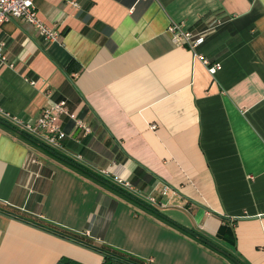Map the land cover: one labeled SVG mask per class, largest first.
<instances>
[{
    "label": "crops",
    "instance_id": "obj_1",
    "mask_svg": "<svg viewBox=\"0 0 264 264\" xmlns=\"http://www.w3.org/2000/svg\"><path fill=\"white\" fill-rule=\"evenodd\" d=\"M35 2L58 39L25 19L0 26V106L35 118L67 100L91 132L63 115L68 136L55 149L129 181L162 215L0 122V202L34 221L0 210V264H103L101 253L39 225L47 222L151 264H237L188 230L264 264V0ZM172 22L205 31L204 42L175 43ZM203 57L222 68L210 72ZM120 204L129 215L107 233ZM225 222L235 246L217 236Z\"/></svg>",
    "mask_w": 264,
    "mask_h": 264
},
{
    "label": "built area",
    "instance_id": "obj_2",
    "mask_svg": "<svg viewBox=\"0 0 264 264\" xmlns=\"http://www.w3.org/2000/svg\"><path fill=\"white\" fill-rule=\"evenodd\" d=\"M15 18L33 23L49 40L58 39L59 32L39 18L35 0H0V26ZM168 29L175 43L191 49L197 48L206 37L205 31L196 33L185 29L183 22H172ZM6 58V42L0 38V60L4 61ZM203 58L210 72L215 73L222 68L221 62H212L208 58ZM0 114L14 122L21 130L33 136L36 135L42 142L53 148L62 147L63 140L68 136L61 120L63 115L73 121L75 128L82 130L85 134L91 132V127L69 108L65 99L52 101L50 106L35 118H23L16 114H9L1 106ZM117 179L121 185L131 187L129 181Z\"/></svg>",
    "mask_w": 264,
    "mask_h": 264
},
{
    "label": "trees",
    "instance_id": "obj_3",
    "mask_svg": "<svg viewBox=\"0 0 264 264\" xmlns=\"http://www.w3.org/2000/svg\"><path fill=\"white\" fill-rule=\"evenodd\" d=\"M0 122L13 128V129H18V127H16V125H13V123H10V120L6 117H4L3 115H0ZM19 132H21V134L27 138L28 140H30L32 143H39L40 146L48 151L51 152L52 154L58 156L60 159H62L63 161H65L66 163H68L69 165H72L76 168H79L80 170H82L85 173L90 174L91 176H93L94 178H96L98 181L105 183L106 185H108L109 187L117 190L118 192H120L121 194L125 195L126 197H128L129 199L132 200H136L137 202L145 205L146 207H148L151 211L155 212L156 214H161V212H159V210L155 209L154 207H151L150 205L146 204L143 200H141L139 197H137L136 195H134L132 192H130L129 190H127V188H124L120 185H118L117 183L108 180L106 178H104L103 176H101L98 173H95L93 171H89L87 170L82 164L75 162L72 158H70L69 156H66L62 153H60V151L56 150L55 148L51 147L50 145H48L45 142H42L41 140L37 139L35 136L29 134L28 132L24 131V130H19ZM138 170V169H137ZM136 170V171H137ZM136 173V172H135ZM136 177H138V173L137 175H135V177L133 178V183L136 182ZM0 210L6 212V214L12 215L14 217L23 219L27 222H34L31 219H29L28 217H25L24 213L21 212L19 209L9 205V204H4L0 202ZM162 215V214H161ZM42 225L43 228L47 229L48 231H51L61 237L67 238L71 241L77 242L79 244H82L88 248H91L99 253H101L104 257V261L103 264H151L146 262V260L139 258L137 256L125 253L121 250H118L116 248H112L109 246H99L96 244L91 243L90 241H86V239H84L82 236H79V234H76L75 232H72L71 230H68L66 228H59L58 226H54L51 225L50 223H44V224H40ZM189 232H191L193 235H195L197 238H199L200 240L204 241L205 243L209 244L210 246L215 247L216 249L221 250L223 253H225L229 258H231L232 260H234L237 264H250L244 260H241L240 258H238L232 251L227 250L223 247H219L212 238H210L209 236L198 232L196 230H188ZM217 236L230 243L231 245L233 244L234 246L236 245V237H235V231L234 228L229 225L228 223H223L221 225V227L219 228V231L217 233ZM85 240V241H83ZM67 264H71L72 262L69 260H65ZM75 264H81V263H75Z\"/></svg>",
    "mask_w": 264,
    "mask_h": 264
},
{
    "label": "rangeland",
    "instance_id": "obj_4",
    "mask_svg": "<svg viewBox=\"0 0 264 264\" xmlns=\"http://www.w3.org/2000/svg\"><path fill=\"white\" fill-rule=\"evenodd\" d=\"M117 184L119 185H121V183H119V182H117ZM122 187H126V188H129V187H127V186H123V185H121ZM137 192V191H136ZM100 195V194H99ZM133 201H135V202H137L136 200H133ZM137 203H139V202H137ZM116 203L114 204V206H113V209L115 210L116 209ZM126 209V205H124V204H120V207H119V209H118V213H117V215L115 216V218H114V220H113V223L112 224H110L109 225V221H107L106 222V227L107 228H109V230L107 231V233L111 230V229H113V227H114V225L116 224V222L118 221V218H119V216H124V215H129V212L127 211V210H125ZM171 213H173L174 215H176L177 216V213H175V212H171ZM185 213V212H184ZM163 214H165L164 212H163ZM47 223H50V222H47ZM51 225H54V226H58L57 224H53L52 222L50 223ZM106 228V229H107ZM106 233V230H105V232L102 234L103 236L104 235H106L107 234ZM80 236V235H79ZM118 238L120 239V234H119V236H118ZM108 239H113V238H111V234L108 236ZM83 241H85V240H83ZM87 241V240H86ZM110 242H106V243H100L99 244V246H101V245H105V246H109V247H112V248H116V249H118V250H121V251H123V252H125V253H128V252H126L125 250H123V249H125V248H123L122 246H113V244L112 245H110L109 244ZM95 244V243H94ZM96 245H98V244H96ZM102 247V246H101ZM123 248V249H122ZM128 254H131V253H128ZM131 255H133V254H131ZM134 256H136V255H134ZM137 257H139V256H137ZM140 258V257H139Z\"/></svg>",
    "mask_w": 264,
    "mask_h": 264
}]
</instances>
